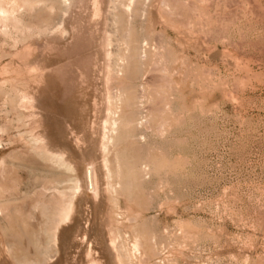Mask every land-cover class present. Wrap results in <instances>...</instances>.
I'll use <instances>...</instances> for the list:
<instances>
[{
  "label": "rangeland",
  "instance_id": "rangeland-1",
  "mask_svg": "<svg viewBox=\"0 0 264 264\" xmlns=\"http://www.w3.org/2000/svg\"><path fill=\"white\" fill-rule=\"evenodd\" d=\"M91 259L264 264V0H0V264Z\"/></svg>",
  "mask_w": 264,
  "mask_h": 264
},
{
  "label": "bare ground",
  "instance_id": "bare-ground-1",
  "mask_svg": "<svg viewBox=\"0 0 264 264\" xmlns=\"http://www.w3.org/2000/svg\"><path fill=\"white\" fill-rule=\"evenodd\" d=\"M41 153H43V152H41ZM46 154H48V153H46ZM45 154V155H46ZM48 155H50V156H48V157H51V154H48ZM63 162V161H62ZM92 170V169H91ZM91 170H87L88 172H89V175H90V186H91V188H94L95 189V191L97 192L98 190H97V188H98V177H97V175H96V172H93V170L91 171ZM88 175V174H87ZM89 179V178H88ZM88 182H89V180H88ZM89 184V183H88ZM90 188V189H91ZM94 191V190H93ZM96 192H94V193H96ZM65 195V194H64ZM97 195V194H96ZM72 203V202H71ZM71 203H69L68 201H67V204H64V202L62 203V208H61V211L59 212V217H60V220H61V218H62V220L64 219H66L68 216H69V214L71 213V210H72V205H71ZM57 220H59V219H57ZM63 220V221H64ZM57 224V223H56ZM89 264H100L97 260H95V259H91V261H90V263Z\"/></svg>",
  "mask_w": 264,
  "mask_h": 264
}]
</instances>
